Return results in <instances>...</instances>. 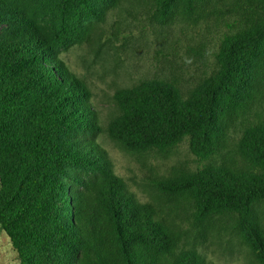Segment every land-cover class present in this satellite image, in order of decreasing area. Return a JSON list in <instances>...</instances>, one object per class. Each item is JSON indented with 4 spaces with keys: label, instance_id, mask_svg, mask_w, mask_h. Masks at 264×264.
Returning <instances> with one entry per match:
<instances>
[{
    "label": "trees",
    "instance_id": "obj_1",
    "mask_svg": "<svg viewBox=\"0 0 264 264\" xmlns=\"http://www.w3.org/2000/svg\"><path fill=\"white\" fill-rule=\"evenodd\" d=\"M118 1L0 0V235L17 264H207L194 250L178 251L157 209L127 192L93 140L99 126L87 87L61 58ZM154 1L162 18L179 3L188 13L211 2ZM218 1L236 3L247 21L221 40L211 76L187 96L162 80L115 94L120 114L109 134L126 148L168 151L188 140L198 160L210 161L227 121L253 100L264 68V0ZM237 149L245 167L208 162L157 186L188 196L196 221L235 216L264 264V123L246 128Z\"/></svg>",
    "mask_w": 264,
    "mask_h": 264
},
{
    "label": "rangeland",
    "instance_id": "obj_2",
    "mask_svg": "<svg viewBox=\"0 0 264 264\" xmlns=\"http://www.w3.org/2000/svg\"><path fill=\"white\" fill-rule=\"evenodd\" d=\"M210 1L188 13L179 3L174 12L162 18L154 0H119L103 19L89 25L80 44L64 49L61 58L89 92L88 101L99 126L93 140L124 181L127 192L138 202L157 209L173 232L177 250H194L207 264H260L242 240L235 216L196 221L193 201L185 195L162 192L157 182L194 172L208 162L234 169L245 167L238 142L246 128L264 123V68L253 100L227 121L219 150L210 161L198 160L188 140L168 151L134 152L109 134V125L120 114L115 99L119 90L143 81L162 80L176 85L187 96L217 70L221 40L247 20L237 15L236 3ZM86 181L94 184L98 179L90 176ZM90 194L88 198L93 199ZM257 208L264 227V202ZM17 263L8 237L1 234L0 264Z\"/></svg>",
    "mask_w": 264,
    "mask_h": 264
}]
</instances>
